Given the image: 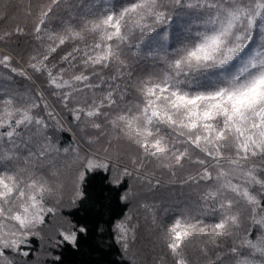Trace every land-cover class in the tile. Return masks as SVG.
<instances>
[{"label":"snow or ice","instance_id":"obj_1","mask_svg":"<svg viewBox=\"0 0 264 264\" xmlns=\"http://www.w3.org/2000/svg\"><path fill=\"white\" fill-rule=\"evenodd\" d=\"M97 177L117 264H264V0H0V264H64Z\"/></svg>","mask_w":264,"mask_h":264},{"label":"trees","instance_id":"obj_2","mask_svg":"<svg viewBox=\"0 0 264 264\" xmlns=\"http://www.w3.org/2000/svg\"><path fill=\"white\" fill-rule=\"evenodd\" d=\"M63 136L69 138L67 133ZM90 192L92 199L74 210L77 219L89 224V235L82 240L78 250L69 248L63 251L64 264H117L121 259L118 246L112 243L106 232L100 233L98 229L118 215L121 207L100 177L92 182Z\"/></svg>","mask_w":264,"mask_h":264}]
</instances>
